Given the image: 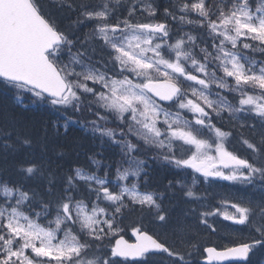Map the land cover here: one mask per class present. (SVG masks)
Returning a JSON list of instances; mask_svg holds the SVG:
<instances>
[{
	"label": "snow or ice",
	"instance_id": "6c2138e0",
	"mask_svg": "<svg viewBox=\"0 0 264 264\" xmlns=\"http://www.w3.org/2000/svg\"><path fill=\"white\" fill-rule=\"evenodd\" d=\"M59 2L0 0V84L20 109L0 104V142L75 127L94 147L0 167V264H248L264 248V0ZM149 160L177 173L164 191ZM221 181L236 190H197Z\"/></svg>",
	"mask_w": 264,
	"mask_h": 264
},
{
	"label": "trees",
	"instance_id": "16d2710c",
	"mask_svg": "<svg viewBox=\"0 0 264 264\" xmlns=\"http://www.w3.org/2000/svg\"><path fill=\"white\" fill-rule=\"evenodd\" d=\"M161 9L165 6V0H159ZM47 7L52 11V13L56 16H60L63 12L66 11V6L62 5L59 0H46ZM91 25H88L90 27ZM184 31H191L192 29L190 27H185L183 29ZM87 31V27H81L79 29V34L81 36V39H83V33ZM4 86L0 84V104L7 103L11 111L13 112H19L20 109L13 107L11 102L12 93L7 92L3 93ZM44 118H48L50 115L51 118H55V114L51 113H44ZM26 119L30 118L29 116H25ZM49 139L47 142L46 147H42L39 143H34L31 146L25 145L23 147L17 148L16 150H13V148H8L5 150L4 145L2 142H0V167H4L6 165H16L20 162L26 161L28 159H32L35 161H39L41 158L42 153L44 154V158L46 160L51 161L53 166L61 165L63 167H68L73 161L77 159L76 153L79 152V159L83 161L85 151H87L89 148H93V141L90 137V135L85 134L82 130L75 127H69V129L65 132V129L63 127L59 128V134H56V131L52 128H49ZM39 135V132L36 133ZM99 143L98 141L96 142ZM233 143L236 144L237 148H240L241 152H243V149L239 144L236 143V140H233ZM79 146V147H78ZM60 149H64V154L62 155L60 153ZM112 152H118V149L112 150ZM108 155H111V152L108 153ZM151 156V153L148 154ZM6 157V160H5ZM149 173H150V186L151 187H157L160 191H164V185L167 184V181L169 179H174L177 176V173L175 170L166 168L162 166L158 161L156 160H149ZM179 175H183L182 173ZM189 182L191 180V177L188 178ZM211 186L205 185L203 182L200 183L198 186L199 192H208V193H215V191L210 188ZM212 202V201H211ZM173 204V213L178 214L181 212V210L185 207H189L190 205H185L183 203L179 202V196L175 198H167L165 199V204ZM139 216V212H133L129 215V218L125 221V223H128L131 219H134ZM224 222V225H220L221 227H235L236 230L241 231L243 233H247L248 229L245 226H237V225H231L228 226ZM130 231H128L126 235L129 234ZM114 242V241H113ZM199 256H194L193 260L195 264H202L200 261ZM129 264H134V262H129ZM248 264H264V248H258L254 251V253L250 256V259L248 261Z\"/></svg>",
	"mask_w": 264,
	"mask_h": 264
},
{
	"label": "rangeland",
	"instance_id": "374dc122",
	"mask_svg": "<svg viewBox=\"0 0 264 264\" xmlns=\"http://www.w3.org/2000/svg\"><path fill=\"white\" fill-rule=\"evenodd\" d=\"M236 187H239V186H236ZM210 188H212L215 192H217V191H225V190H232V191L236 190L235 187L230 189L229 188V182H226V181H221V182H218V183H216L214 185H211ZM212 202H214V200ZM218 222H220V225H224V222H226V221H223L222 219L218 218ZM226 223L228 224V226H231L230 222H226ZM227 224H225V225H227ZM237 226H242V225H237ZM231 228H233V227H231Z\"/></svg>",
	"mask_w": 264,
	"mask_h": 264
},
{
	"label": "water",
	"instance_id": "95a60500",
	"mask_svg": "<svg viewBox=\"0 0 264 264\" xmlns=\"http://www.w3.org/2000/svg\"><path fill=\"white\" fill-rule=\"evenodd\" d=\"M127 239V238H126ZM132 239H134V238H132ZM201 261V260H200ZM202 262V261H201Z\"/></svg>",
	"mask_w": 264,
	"mask_h": 264
}]
</instances>
